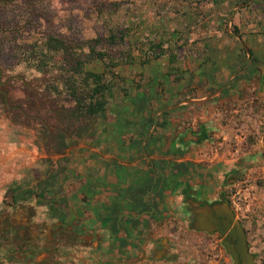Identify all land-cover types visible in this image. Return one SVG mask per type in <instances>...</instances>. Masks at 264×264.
I'll use <instances>...</instances> for the list:
<instances>
[{
  "label": "rangeland",
  "instance_id": "1",
  "mask_svg": "<svg viewBox=\"0 0 264 264\" xmlns=\"http://www.w3.org/2000/svg\"><path fill=\"white\" fill-rule=\"evenodd\" d=\"M98 1L0 0V89H2V93L5 91L9 92L13 98L11 101L7 98L9 100L8 105L0 98V116L6 118L10 127L14 128L16 143L19 137H24L25 142L30 143L31 148H35V152H33L34 162L29 161V164L17 167L20 171L18 172V177L14 181V184H10V186L17 185L20 187L22 195L28 190L37 189L38 185L46 177V172L51 162L58 164L59 166L57 167L59 169L65 167V172L67 171L66 175L68 173L71 175L73 149H76L78 144L85 142L76 137L65 140L50 126L48 130H45L41 127L40 122L31 118V116L23 117L21 112H24L26 106L27 108L30 106L26 94L30 96L31 92H33L36 96L40 94L50 96L54 88H59L63 92L65 91L60 72L57 69H53L41 73L35 68L28 67L29 64L20 60L21 55L24 54L23 49L27 50L28 45L41 40L48 34L61 35L72 40H92L104 34L105 28L97 18ZM117 1L122 0H105L106 3ZM131 1L138 5H142L143 3L142 0ZM246 7L236 11L233 22L229 24L228 21L226 32L203 34L204 37L209 38L206 41L208 48L203 42L198 44V50H195L191 46V42L200 37L199 33L193 34L189 39V43L185 44L183 49L180 50L179 65L188 70L184 74L182 83L184 85L194 83L195 86L200 87L197 97H208L210 94H207V87L213 90L226 84L234 73H232V70L247 60L248 55L245 50V54L241 52L240 48L242 46L240 42L228 32L229 27L230 31L233 32L232 26L236 20V24L241 31H244L246 34L248 33L250 26L255 23L252 20V15L255 14L256 17L259 15L258 11L252 10L251 12L244 9ZM241 9L243 10L237 15V12ZM162 11L166 13V7L162 8ZM251 20L254 21L252 24ZM260 24H263L262 19ZM260 29L261 26L259 27V31ZM262 40L264 41V39ZM219 46L221 47L219 48ZM208 49H211L213 57L221 58L220 60L218 59L219 62L223 61L224 63L222 62L223 64L218 65V62L209 56ZM218 49H223L222 53ZM204 51H207V53ZM235 52H241L242 57L234 63ZM223 57L226 59L224 60ZM212 61H214L215 66L212 64ZM260 61L263 60L261 59ZM202 62L206 63L204 68L208 73V80L211 81L207 86L198 84L203 83L205 74L202 70L196 73L192 72L193 68ZM230 62H232L231 65ZM251 64L253 63L249 62L247 66ZM218 66L221 68L220 70ZM169 67L168 58L154 61L146 66L140 65L138 62L134 66L120 67V74L127 79V86L130 88L129 97L124 98L123 103H121L123 93L117 88L116 100L111 105L110 118L114 116L113 120L116 122L114 125L117 130L112 128V124L102 120L96 125L97 129L100 131H104L105 129L110 130L108 134L112 135L111 139L114 140L119 136L118 131L122 127L121 122L124 125L126 123L124 116H127V119L130 120L129 128L133 129L140 123L138 121H141L142 112L149 110L150 118L147 130L151 131L153 128L151 121L155 118L156 113L162 108L173 107L181 101L178 92L182 91L171 83L174 78L171 79L169 77V74L172 73ZM87 68L95 72H101L103 65L100 61L92 59L89 61ZM193 73L197 76V80H193L194 82L191 81ZM135 81L143 84L141 90L139 87L135 88ZM159 83H162L161 86L164 87L163 90L161 89V94H158V91L160 92V88H158ZM121 86L122 84H119V87ZM257 92L260 93L257 95ZM225 98L226 96H221V98L217 97L208 102L210 103L209 109L212 112L210 118L216 123V126L210 131L213 136L211 140L212 145L208 146L206 144L208 139L204 141V145L197 147L196 154L190 156V163L193 166L197 165L196 169H208V172L211 174L210 179H212V174H216L217 172L216 170L214 171L216 166L221 168V165L229 167L232 163L243 159V163H247L243 174L236 181L230 183V185H226L225 188H229L233 210L236 216L242 219L243 225L248 231L249 245L252 252L256 255V261L258 264H263L264 98L262 97V88L257 87L255 93L247 92L241 101L225 102ZM10 103H13V113L7 112V108L11 107ZM188 109L191 110L192 108ZM192 110V118L201 116L202 112L198 108ZM235 110H239V112H233ZM217 113H219V116H217ZM116 115L119 117L118 119ZM176 115L177 113L173 111L168 117L173 121ZM41 116L47 117L44 114ZM190 118L186 120V122L188 121L186 124L190 122ZM199 118L198 122L201 121ZM195 131H199V128L197 127ZM52 132V138H49L50 140L47 141ZM207 152L209 153L205 156ZM196 160L203 162L200 163ZM189 166H186V170L197 171L192 166L189 169ZM180 170L181 168H179ZM184 177H188L186 172ZM195 179V182L201 181L200 177ZM217 179L218 181H213V179L208 182L205 181V184L209 183V186H212L214 191L218 189L220 195H224L221 190L220 178ZM63 187V191L65 193L68 192V194L73 192V189H76L72 187L71 180L64 182ZM33 201L37 202L36 199H33ZM181 222L182 220L178 218L173 220V224L157 223L151 231L145 230L139 234L140 244H143L145 247L148 246V236L153 240V243L161 242L163 239L171 242L173 240L175 243L173 249L176 256L172 258L173 260H177L178 258V260L162 262L150 257L148 261L141 264H230V257L222 246L221 237L218 235L197 234L189 230L187 226H182ZM174 235L180 238L182 242H178ZM115 250L120 254V257L111 261L110 264H117L130 260L129 257L134 256L136 258L141 255L139 249L134 250L132 247L126 248L122 246L120 249L117 248ZM127 251H131L132 253L127 254Z\"/></svg>",
  "mask_w": 264,
  "mask_h": 264
},
{
  "label": "crops",
  "instance_id": "2",
  "mask_svg": "<svg viewBox=\"0 0 264 264\" xmlns=\"http://www.w3.org/2000/svg\"><path fill=\"white\" fill-rule=\"evenodd\" d=\"M252 20L248 33L242 31V35L256 61L249 65L243 76V71L239 74L229 91L218 96H226L225 102L241 101L247 92L255 93L257 87L262 88L264 98V41L258 34L262 24L255 14ZM208 50L218 65L224 63L219 62L221 58L213 57L211 49ZM218 51L222 53L223 49ZM218 69L221 68L218 66ZM202 72L208 76L205 68ZM209 107L208 102L182 105L173 110L177 113L173 121L160 115L163 127L156 129L145 145L150 159L141 149L142 141L148 135L149 110L142 112L140 123L133 129L129 128L130 120L124 116L126 123L121 122L119 136L114 140L108 134L110 130L97 129L98 136L94 140L78 144L72 153L71 175L68 173L63 177L64 182L71 180L72 187L76 188L70 194L66 192L71 220H74L69 227L61 218H50L48 207L38 205L33 199L20 200L15 209L4 204L10 184H14L20 172L17 167L34 162L35 148H31L24 137H19V143H16L14 128L0 116V264H110L120 257L115 249L122 246L139 249L140 232L151 231L157 223L173 224L175 219L182 220L186 215L183 209L188 189L193 191L198 187L197 195L201 190L199 181L195 182V172L186 170L189 165V169L197 167L191 165L190 156L198 149L187 133L191 131L198 135L205 128L208 134L216 126L210 118ZM188 108H198L202 112L200 118H192L193 110ZM188 118L190 122L186 124ZM115 123L113 120L112 128L116 129ZM204 141L200 145H204ZM185 172L188 177H184ZM203 174L211 176L208 169H204ZM219 178L224 186L223 179ZM211 180L206 178L204 182ZM210 189L205 184L208 199L213 197L214 191ZM168 261L175 260L171 257Z\"/></svg>",
  "mask_w": 264,
  "mask_h": 264
},
{
  "label": "trees",
  "instance_id": "3",
  "mask_svg": "<svg viewBox=\"0 0 264 264\" xmlns=\"http://www.w3.org/2000/svg\"><path fill=\"white\" fill-rule=\"evenodd\" d=\"M142 1V5H138L131 0L112 3L99 0L97 18L104 26L105 32L95 39L72 40L65 36L48 34L41 40L28 45L27 50L23 49L24 54L20 59L22 62L41 73L57 69L65 90L63 92L59 88H54L50 96L42 94L36 96L33 92L30 96L26 94L30 106L22 107L24 108V112H21L23 117L31 116L39 121L45 130L50 127L55 129L65 140L76 137L80 140L92 141L98 136L96 125L99 121L112 124L114 116L110 118V111L111 105L116 100V89H120L123 93L121 103L124 98L129 97L130 87L127 86V79L121 76L120 67L134 66L138 62L146 66L163 58L169 60V69L172 72L169 77L174 78L171 83L182 91L178 92L180 99L201 98L197 97L200 87L195 86L194 83L187 85L182 83L184 74L188 70L179 65L180 50L189 43L193 34L199 33L200 37L193 40L191 46L198 50V44L203 42L207 47L206 41L209 38L204 37L203 34L226 32L234 7L249 3L250 0ZM165 7L166 13L162 11ZM244 9L251 12L258 11L263 22L259 36L264 39V0H255ZM242 10L238 11L237 15ZM234 22L232 31L243 39L241 29L237 26L236 20ZM240 49L245 54L244 49ZM249 50L252 54L250 62L254 63L256 61L254 53L251 49ZM204 52L207 53V51ZM241 52L236 54L237 61L242 57ZM92 59L102 63L101 72L87 68ZM212 64L214 65V61ZM205 65L206 63L202 62L190 70L196 73ZM240 66L233 69L232 73ZM248 69L249 66L245 67L241 76ZM193 74L192 79L197 80V76ZM239 76L236 78L239 79ZM235 79L225 92L232 88ZM209 82L211 81L208 80V76L204 75L203 83L198 84L207 86ZM119 84L122 86L119 87ZM161 84L159 83L158 86L160 88L158 94H161V89L164 88ZM224 85L213 90L207 87V94L211 95ZM138 87L141 90L143 84L135 81V88ZM1 90L0 98L8 105V101L13 98L9 92L2 93ZM12 104L10 103L11 107L7 108L9 113L14 112ZM43 114L47 117H42ZM169 115L170 112H167L161 117ZM151 124H154V119ZM161 127L163 123L159 121L157 129ZM148 133L149 130L146 131V135ZM52 136L53 132L52 135L47 136V141ZM57 166L59 165L50 163L46 177L36 190H28L22 195L20 187L11 186L6 193L5 203L13 206L20 200L36 199L39 205L48 207L50 218H61L64 224L70 226L74 220H71L72 214L68 207L66 193L63 191V177L66 176L67 171L65 172V167L59 169Z\"/></svg>",
  "mask_w": 264,
  "mask_h": 264
},
{
  "label": "water",
  "instance_id": "4",
  "mask_svg": "<svg viewBox=\"0 0 264 264\" xmlns=\"http://www.w3.org/2000/svg\"><path fill=\"white\" fill-rule=\"evenodd\" d=\"M254 1L255 0H250V2L247 4L237 6L230 16L229 24L233 22L236 11L238 9L249 6ZM228 32L232 37L236 38L240 42L242 48L246 51L248 55L247 60L230 76L227 83L222 88L212 93L208 97L201 100H185L173 107L159 110L155 115L153 128L143 139L141 144L142 153L148 159H150V157L147 154L145 145L155 133L159 124L160 115L176 110L182 105L203 104L214 100L230 87L233 80L243 71V69L250 62L252 54L243 39L238 34L231 32L230 27L228 28ZM187 134V136H190L195 140L196 143L194 145L197 146H200L201 142L208 139V134L205 128H203L202 132L198 135L191 131ZM243 160L234 162L230 166V169L227 173L220 175V177L223 179L225 186L230 185V183L236 181L243 174L244 170H246L247 163H243ZM197 191H199L198 187H196L193 191H190L188 200L184 201L183 211L188 216V219L185 220L187 228L196 233L218 235L219 237H221L222 246L224 247L226 253L233 258V264H258L256 262V255L250 252L247 233L241 221L236 216L233 209L230 207V204L224 199V195H221L218 200L208 202L205 200L198 199L196 194ZM230 239L234 240L235 243H232ZM159 247H162L163 251H158L157 249ZM169 248L170 245H168L167 239H163L161 242L158 243L152 242L147 248L149 253L151 252L150 255L147 254L146 250L141 249V255L139 257L119 262L117 264H141L145 261H148L150 257L155 258V260L157 261H163L165 255L168 253ZM154 250L157 252L155 256L153 254ZM171 252V257L176 256L173 248Z\"/></svg>",
  "mask_w": 264,
  "mask_h": 264
},
{
  "label": "flooded vegetation",
  "instance_id": "5",
  "mask_svg": "<svg viewBox=\"0 0 264 264\" xmlns=\"http://www.w3.org/2000/svg\"><path fill=\"white\" fill-rule=\"evenodd\" d=\"M212 134L210 133V132H208V142H206V144L208 145V146H211L212 145V143H211V140H212ZM233 164V163H232ZM222 166V168L221 167H218V166H216V168H214V171L216 170L217 172H216V174H212V179L213 180H216L217 178H219V176L223 173V172H226V171H228L229 169H230V166L231 165H229V167H224L223 165H221ZM195 170H196V168H195ZM198 172H200V173H198ZM204 173V169H202V168H199V169H197V171H195V178H201V181H199V184H201V190H200V193H199V195H197V198L198 199H201V200H205V201H215V200H218L220 197H221V195H220V191L217 189V190H213V187L212 186H209V183H207L208 184V188H211L210 189V191H214V192H212V196L213 197H211L210 199H208V198H206L209 194H208V192H207V190H204L205 189V182H204V180H206V178H210V177H208L207 176V174H203ZM209 175V174H208ZM220 180V179H219ZM201 182V183H200ZM221 186H222V188H221V190L223 191V193H224V199L230 204V207L233 209V206H232V202H231V196H230V194H231V192L229 191V188L228 189H226L225 188V184H224V186L222 185V183H221ZM231 189V188H230ZM190 188L188 189V192H187V194H186V198H185V201H187L188 200V198H189V192H190ZM206 191V192H205ZM4 204L7 206V207H9V208H11V209H15L16 208V206H17V204L16 205H13V206H11V205H8V204H6L5 203V201H4ZM234 211V210H233ZM235 212V211H234ZM184 218L182 219V226H186V219H188V216L187 215H185V216H183ZM240 221H241V223H242V225H243V221H242V219L240 218L239 219ZM69 227V226H68ZM243 227H244V225H243ZM244 229H245V231H246V233H247V238H248V231L246 230V228L244 227ZM197 234H203V233H197ZM176 235H174V237H175ZM176 238H177V236H176ZM147 239H148V243H147V245L148 246H150V244L152 243V241L153 240H151L150 238H149V236L147 237ZM178 242H182L181 241V239L180 238H177L176 239ZM230 241L232 242V243H235V241L234 240H232V239H230ZM249 242V241H248ZM142 246H140V245H138V247H139V250L141 251V249L143 248L144 250H146L147 251V254L148 255H150V253H149V251H148V249L146 248V247H148V246H144L143 244H141ZM168 245H170V248H169V250H168V253L165 255V258L163 259V261H168V259H170L171 258V254H172V252H171V250H172V248H174V245H175V243L173 242V240H172V242L171 241H168ZM249 247H250V245H249ZM158 251H163V248L162 247H159L158 249H157ZM250 252L252 253V254H254L253 252H252V249H251V247H250ZM156 251L154 250L153 251V254H154V256L156 255ZM138 257V256H137ZM230 257V264H233V258L231 257V256H229ZM177 260H178V258H177ZM177 260H175V261H177ZM257 260V259H256ZM257 262V261H256Z\"/></svg>",
  "mask_w": 264,
  "mask_h": 264
}]
</instances>
